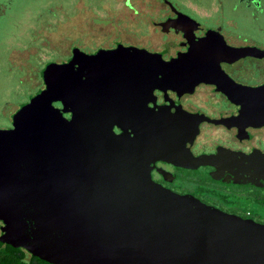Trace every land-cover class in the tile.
Instances as JSON below:
<instances>
[{
    "label": "water",
    "instance_id": "water-1",
    "mask_svg": "<svg viewBox=\"0 0 264 264\" xmlns=\"http://www.w3.org/2000/svg\"><path fill=\"white\" fill-rule=\"evenodd\" d=\"M150 55L76 51L41 68L45 86L0 128V241L54 264H264L263 221L155 181L125 134L112 98Z\"/></svg>",
    "mask_w": 264,
    "mask_h": 264
},
{
    "label": "flooded vegetation",
    "instance_id": "flooded-vegetation-1",
    "mask_svg": "<svg viewBox=\"0 0 264 264\" xmlns=\"http://www.w3.org/2000/svg\"><path fill=\"white\" fill-rule=\"evenodd\" d=\"M10 1L0 0V18ZM59 10L45 27H57L60 50L45 64L118 46L152 53L132 57L112 98L151 177L264 222L250 207L264 202V0H71L69 14Z\"/></svg>",
    "mask_w": 264,
    "mask_h": 264
},
{
    "label": "rangeland",
    "instance_id": "rangeland-1",
    "mask_svg": "<svg viewBox=\"0 0 264 264\" xmlns=\"http://www.w3.org/2000/svg\"><path fill=\"white\" fill-rule=\"evenodd\" d=\"M71 0H11L0 18V127L9 124L10 114L42 86L41 68L57 56V27L45 22L57 19L60 8L69 14ZM242 24L248 23L241 15ZM258 22L264 23V14ZM48 32V35L46 34ZM10 55L14 58L10 64ZM11 66V69H9ZM250 207L264 216V202ZM249 208V207H248Z\"/></svg>",
    "mask_w": 264,
    "mask_h": 264
},
{
    "label": "trees",
    "instance_id": "trees-1",
    "mask_svg": "<svg viewBox=\"0 0 264 264\" xmlns=\"http://www.w3.org/2000/svg\"><path fill=\"white\" fill-rule=\"evenodd\" d=\"M0 264H54L46 262L21 246L0 241Z\"/></svg>",
    "mask_w": 264,
    "mask_h": 264
}]
</instances>
